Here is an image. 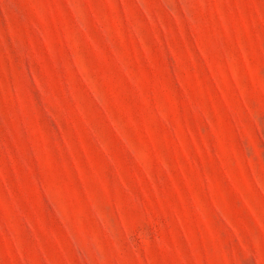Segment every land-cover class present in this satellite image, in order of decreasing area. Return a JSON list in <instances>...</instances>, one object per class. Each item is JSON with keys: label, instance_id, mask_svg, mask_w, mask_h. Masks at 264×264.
I'll list each match as a JSON object with an SVG mask.
<instances>
[{"label": "rangeland", "instance_id": "obj_1", "mask_svg": "<svg viewBox=\"0 0 264 264\" xmlns=\"http://www.w3.org/2000/svg\"><path fill=\"white\" fill-rule=\"evenodd\" d=\"M0 264H264V0H0Z\"/></svg>", "mask_w": 264, "mask_h": 264}]
</instances>
